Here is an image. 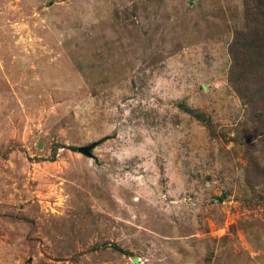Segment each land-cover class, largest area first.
<instances>
[{
	"label": "rangeland",
	"instance_id": "obj_1",
	"mask_svg": "<svg viewBox=\"0 0 264 264\" xmlns=\"http://www.w3.org/2000/svg\"><path fill=\"white\" fill-rule=\"evenodd\" d=\"M257 21L0 0V264H264V75L231 72Z\"/></svg>",
	"mask_w": 264,
	"mask_h": 264
},
{
	"label": "trees",
	"instance_id": "obj_2",
	"mask_svg": "<svg viewBox=\"0 0 264 264\" xmlns=\"http://www.w3.org/2000/svg\"><path fill=\"white\" fill-rule=\"evenodd\" d=\"M254 26L247 39L245 36H235L231 45L233 61L231 72L247 75L248 80L252 74L256 76L258 70L264 75V64L262 63L264 62V25L257 21ZM68 149L76 150L74 147H68Z\"/></svg>",
	"mask_w": 264,
	"mask_h": 264
},
{
	"label": "water",
	"instance_id": "obj_3",
	"mask_svg": "<svg viewBox=\"0 0 264 264\" xmlns=\"http://www.w3.org/2000/svg\"><path fill=\"white\" fill-rule=\"evenodd\" d=\"M95 146H96V144H92V145H90L88 147H79V148H77V151L79 153H82L85 156H90V154H91L90 151L92 149H94Z\"/></svg>",
	"mask_w": 264,
	"mask_h": 264
}]
</instances>
